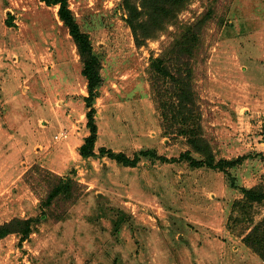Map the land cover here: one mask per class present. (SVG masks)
Here are the masks:
<instances>
[{
    "label": "rangeland",
    "instance_id": "374dc122",
    "mask_svg": "<svg viewBox=\"0 0 264 264\" xmlns=\"http://www.w3.org/2000/svg\"><path fill=\"white\" fill-rule=\"evenodd\" d=\"M68 2L104 77L87 156L88 80L59 5L0 0V223L39 217L27 238H0V264H264L244 241L264 200L236 204L264 181V0H191L142 46L125 0ZM206 12L195 87L222 166L183 157L204 156L165 131L151 82L152 56ZM60 178L72 194L46 202Z\"/></svg>",
    "mask_w": 264,
    "mask_h": 264
},
{
    "label": "trees",
    "instance_id": "16d2710c",
    "mask_svg": "<svg viewBox=\"0 0 264 264\" xmlns=\"http://www.w3.org/2000/svg\"><path fill=\"white\" fill-rule=\"evenodd\" d=\"M49 5H59V16L72 35L77 50L84 64L83 73L88 80L90 95L87 97L91 109L87 112L90 125V134L82 145V155L92 153L97 138L98 125L95 120V108L92 101L96 89L103 83L101 62L94 52L89 34L84 31L76 19L68 0H43ZM191 0H125L128 11L127 22L131 27L135 43L144 45L149 38L154 37L165 25L172 20L182 8ZM211 13L206 12L201 18L192 22L171 43L170 47L159 56L151 58V82L157 98V103L163 118L165 131L179 132L187 137L192 148L201 153L203 159L191 155L187 150L182 155L192 164L201 166H222L215 162L213 147L204 135L201 122L202 112L199 103V93L195 87L193 60L197 47L201 44V34L205 23L210 19ZM109 156L119 161L135 165L140 152L131 158L123 152H115L102 148ZM144 153V152H142ZM74 180L60 178L55 184L46 202H50L63 194L71 195ZM243 197L236 204L246 210L252 209L255 202L264 200V181L250 188H243ZM39 217H13L0 223V238L10 234H20L27 238L34 229V223ZM244 241L254 248L264 259V217L255 223L245 234Z\"/></svg>",
    "mask_w": 264,
    "mask_h": 264
},
{
    "label": "built area",
    "instance_id": "2783aa9c",
    "mask_svg": "<svg viewBox=\"0 0 264 264\" xmlns=\"http://www.w3.org/2000/svg\"><path fill=\"white\" fill-rule=\"evenodd\" d=\"M63 135H67V134H65V132H64V131H62V132H60V133L56 134V138H58V137H60V136H63Z\"/></svg>",
    "mask_w": 264,
    "mask_h": 264
}]
</instances>
